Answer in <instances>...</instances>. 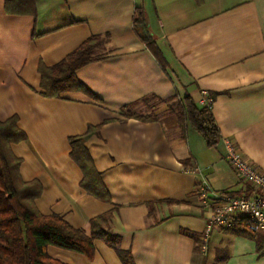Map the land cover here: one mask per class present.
<instances>
[{
  "label": "crops",
  "instance_id": "0c3cea01",
  "mask_svg": "<svg viewBox=\"0 0 264 264\" xmlns=\"http://www.w3.org/2000/svg\"><path fill=\"white\" fill-rule=\"evenodd\" d=\"M7 1L0 122L15 117L26 136L10 151L22 181L41 186L37 210L87 237L90 221L110 214L108 231L133 264H264V230L251 235L240 224L211 229L202 252L209 213L200 189L253 193L227 163L224 139L264 173V0H32L10 12ZM90 37L103 41V58L76 71L78 89L45 97L44 69ZM177 96L211 103L216 147L178 122ZM90 127H99L85 144L99 176L85 184L103 199L82 187L70 158L69 139ZM93 246L91 260L52 246L47 254L64 264H123L106 242Z\"/></svg>",
  "mask_w": 264,
  "mask_h": 264
},
{
  "label": "trees",
  "instance_id": "16d2710c",
  "mask_svg": "<svg viewBox=\"0 0 264 264\" xmlns=\"http://www.w3.org/2000/svg\"><path fill=\"white\" fill-rule=\"evenodd\" d=\"M32 0H10L5 3V11L10 12L27 5ZM32 7V5H31ZM33 11V9H32ZM133 24L138 32L144 28V13L141 8L134 12ZM103 45L97 37H90L57 65L44 69L41 85L44 96L56 98L60 93L78 89L75 73L80 68L103 58L96 50ZM208 104H195L188 97H174L171 112L184 127L189 126L214 148L220 140V133ZM126 116H133L125 114ZM147 120V119H146ZM99 127H90L80 137L69 139L70 158L79 166L83 174L82 187L90 194L103 199L97 187L89 185V180L99 176L89 157L85 144ZM26 140L25 134L16 126V118L0 122V264H64L47 254L49 246L74 252L91 260L94 254V240H102L114 249L123 264H133L129 253L118 249V239L110 235L108 224L110 214L90 221V236L72 228L61 216L42 215L35 207L41 196L38 182H24L19 174L21 159L10 151L12 145ZM88 181L86 184L85 182Z\"/></svg>",
  "mask_w": 264,
  "mask_h": 264
},
{
  "label": "built area",
  "instance_id": "2783aa9c",
  "mask_svg": "<svg viewBox=\"0 0 264 264\" xmlns=\"http://www.w3.org/2000/svg\"><path fill=\"white\" fill-rule=\"evenodd\" d=\"M200 105L208 104L203 99ZM212 109V105L208 106ZM224 157L229 166L252 189L250 196L220 195L210 191V197L205 190V182L200 187L202 191V205L209 213L208 226L201 239V250L207 252V241L211 229L226 231L236 224L249 234L255 235L264 230V173L258 170L250 161L245 159L231 141L224 139Z\"/></svg>",
  "mask_w": 264,
  "mask_h": 264
}]
</instances>
